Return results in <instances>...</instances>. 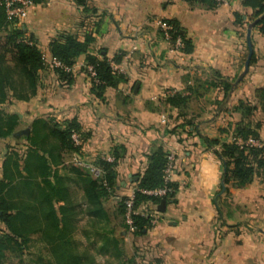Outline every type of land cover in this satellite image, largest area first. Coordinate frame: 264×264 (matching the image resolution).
Segmentation results:
<instances>
[{
  "label": "crops",
  "instance_id": "crops-1",
  "mask_svg": "<svg viewBox=\"0 0 264 264\" xmlns=\"http://www.w3.org/2000/svg\"><path fill=\"white\" fill-rule=\"evenodd\" d=\"M243 1L207 7L183 0H88L87 9L72 0L36 3L18 27L34 38L47 60L50 43L62 33H72L80 41L89 38V54L97 60L107 58L122 81L98 97L86 71L87 56L82 55L68 79L47 65L39 73L35 96L0 105L6 113L19 116L17 131L31 127L30 137L35 122L50 127L75 120L82 140L79 152L66 151L48 136L41 149L50 150L44 155L45 163L31 166L35 176H30L29 184L34 181L35 198L23 195L22 188L12 192L18 182L24 184V176L7 188V201L18 207H44L40 202L49 191L47 180L56 194L52 201L66 206L73 219L76 213L79 218L80 208L86 211L89 204L87 181L95 178L74 159L96 165L99 159L114 160L116 152L121 156L115 169L116 191L101 201L114 225L118 224L122 221L118 203L137 187L148 156L161 148L173 160L175 192L165 201L164 212L157 207L160 215L146 235L135 237L125 230L110 234L120 242L125 261L264 264V172L259 170L242 187L225 184V167L217 155L222 144L237 140L241 122L259 125L257 141L264 148V114L256 111L246 116L244 112L246 106L256 105L257 90L264 88V36L253 28V60L243 74L249 26H237L235 14L250 24L252 13ZM171 20L178 22L191 41V53L177 49L161 30L159 23ZM177 94L184 101L173 105L168 99ZM24 136L0 141V182L17 173L18 155L26 159L29 139ZM60 191L66 192L65 200L59 199ZM67 200L73 204L66 205ZM153 209L154 205L146 203L139 211L152 214ZM83 216L85 230H90L93 221L100 226L106 223V217L101 222Z\"/></svg>",
  "mask_w": 264,
  "mask_h": 264
},
{
  "label": "trees",
  "instance_id": "trees-1",
  "mask_svg": "<svg viewBox=\"0 0 264 264\" xmlns=\"http://www.w3.org/2000/svg\"><path fill=\"white\" fill-rule=\"evenodd\" d=\"M32 1L36 4L41 0ZM72 1L87 9L88 0ZM183 1L207 7L217 6L214 0ZM242 5L252 12L249 16L250 24L244 22V16L236 13V25L242 28L253 25V28H258L264 36V0H244ZM166 23L172 28L170 31L172 42L175 43L177 38H181L183 43L181 52L191 53L193 51L192 43L182 34L178 22L171 20ZM0 34V105L13 101H27L36 95L39 86V73L45 68L43 52L36 45L34 38L26 36L25 31L18 27L17 20L7 18L6 9L1 3ZM90 44L89 38L80 41L75 34L62 33L50 43L49 52L53 58L60 60L67 67H73L80 56H87V65L94 66L100 82L92 85V91L98 97H102V93L107 88H116L121 83L122 76L113 69L112 63L107 58L97 60L90 55ZM55 70L61 77L68 79L69 73L61 69ZM256 99V105L244 108L246 116L256 111L264 114V88L257 90ZM168 100L173 105L184 101L183 97L178 94ZM19 124L20 118L17 114L6 113L4 109L0 108V141L12 137L19 139V136H15L19 132L17 131ZM41 128L46 138L49 136L58 140L62 150L75 152L81 150V145L75 146L71 138L73 131L79 134L81 131L75 120L66 121L62 125L55 123L50 127L48 125L41 126ZM258 129L259 125L253 126L250 123L241 122L236 129V139L259 140ZM209 143L213 145L212 142ZM29 149L37 151L39 147L37 144L34 148L29 145ZM217 155L225 167V184L232 182L235 186L242 187L251 183L259 170L264 172L263 147L240 146L234 141L222 144ZM113 157V162L106 159L97 160L96 166L103 170L104 175L102 178L95 180L89 178L87 181L85 196L89 204L83 215L100 218L101 222L106 217V223H102L103 225L100 226V223L93 221L90 230L84 228V234L89 244L82 251L78 249L77 243L73 240V235L78 230L76 226L79 221L78 214L76 213L73 219L67 208L66 214L55 218L56 214L52 209L51 201L56 194L53 192L54 188L50 181L46 180L49 191L44 193V200L40 202V204L44 203V207L36 204L18 207L5 198V192L13 181L12 178L5 177V180L0 182V224L4 225L3 229L0 228V264H8V262H12V264H96V259L99 256L105 258L106 263L114 260L115 264H136L132 259L125 261L124 250L120 246V242L116 238L110 237V234L115 233V226H113L112 216L107 214L102 206L101 200L111 197L117 187L115 169L121 156L115 152ZM168 157V153L161 148L148 156V165L145 171L138 175L136 181L139 191L135 193V210L146 203H152L158 207L162 201H168L173 196L174 184L171 182L166 184L164 180ZM42 160L44 161V159ZM30 185L32 187V189L29 188L30 194L35 198L34 181ZM166 185L173 188L174 192L164 197L149 196L140 191L155 190ZM124 199L122 198L118 203L117 214L122 217L125 231H128V226L125 223L126 205ZM133 222L136 230L132 234L135 237L146 235L153 227L152 218L148 214L133 215ZM91 234L93 240L90 239ZM38 244L41 245L40 249Z\"/></svg>",
  "mask_w": 264,
  "mask_h": 264
},
{
  "label": "built area",
  "instance_id": "built-area-1",
  "mask_svg": "<svg viewBox=\"0 0 264 264\" xmlns=\"http://www.w3.org/2000/svg\"><path fill=\"white\" fill-rule=\"evenodd\" d=\"M214 1L217 3V6H221L225 4L227 0H214ZM0 3L6 9L7 18L9 20H17L18 22L27 19L29 10L35 5L32 0H0ZM159 26L161 30L164 32L165 36L168 39H171L170 36V31L172 30L171 26L166 23H159ZM175 46L177 49H181L183 47L181 38L176 39ZM43 58H44L45 66L48 65L52 69H61L66 73H70L72 71L73 67L65 66L60 60L53 58L52 56L48 60L45 58L44 55ZM85 67L89 75L90 82L92 84H99L100 82L98 80L94 66L86 65ZM112 67L115 71H117V69L114 68L113 64ZM71 138L75 146H80L82 144L81 136L79 133L73 131ZM235 141L240 146H249V147L260 146L258 141L254 139H249L247 141L237 139ZM168 159L169 161L164 172V180L166 184L171 182V175L173 173V160L170 156L168 157ZM106 160L109 162H113L112 158H107ZM73 162L76 165L87 169L95 179L102 178L104 175L103 170L92 163L82 161L80 158H75ZM104 185H106V183H104ZM136 191H139L137 187L134 188L131 194L128 197H125L124 199V204L126 205L125 223L128 226V231L130 233H134L136 230L133 222V215H136L138 213H141L143 215L147 214L144 212H140L139 209L138 210L134 209V200H135ZM140 191L149 196L164 197L169 193H173L174 189L166 185L162 188H158L155 190H140ZM155 223H156V218L152 219V225H154ZM141 264H145V263H141Z\"/></svg>",
  "mask_w": 264,
  "mask_h": 264
},
{
  "label": "rangeland",
  "instance_id": "rangeland-1",
  "mask_svg": "<svg viewBox=\"0 0 264 264\" xmlns=\"http://www.w3.org/2000/svg\"><path fill=\"white\" fill-rule=\"evenodd\" d=\"M161 23H166V22L162 21ZM170 36L172 37L171 33H170ZM41 123L42 122L33 123V125H34V130L33 131H35V132H33V137L30 138V139H29L30 135L27 137L29 139V145L31 146V148L32 147L34 148L35 144H37L40 150L37 149V151H34L36 149H33V151H31L28 148V150L26 152V159L24 158V155H21V156L18 155V157H17L18 161L15 163L16 169H17L16 170L17 173H15L14 176L9 177V179L12 178L13 180H18L19 181V178H22V177L25 176V178H24L25 181L23 182L24 183L23 185L21 184V182H18L14 187H12L13 188L12 192L19 193V192H21L19 190V188H22L23 189V192H22L23 195L25 194L26 196L27 195H29L30 197L32 196L30 194L31 193L30 190H28L29 188L32 189L31 185L29 184L30 176H35V174L32 173L31 166H32L33 163H41V165L44 164L45 161H43L42 159H44V155L46 153L50 152V150L49 151H46V150H42L41 151L43 142L46 139V135H44V133L42 131V128H41ZM41 154H43V155H41ZM23 170H27V174L24 175ZM88 174H89V172H88ZM89 175H91V174H89ZM28 176H29V178H28ZM16 186H18V188ZM26 188H27L28 191H24V189H26ZM65 193L66 192H64V191H62V192L60 191V193L58 194L59 195L58 197H59L60 200H65L66 197L62 196ZM71 204H73V202L67 200V204L66 205H71ZM150 204H152V203H150ZM78 205L79 206H83V202H79ZM143 205H141L140 208ZM152 205H154V204H152ZM51 206L53 207L52 209H53L54 213L56 214L55 218H58L60 215L63 216L64 214H66L67 207L66 206L65 207H58L57 206V201H55V200L51 201ZM49 207H50V205H49ZM49 210H51V209H49ZM80 212H81V215L79 216L80 219H79L78 223L76 224V226L78 227V230L75 232L73 240L75 241V243H77L78 249L80 251H82V250H85V248L88 246L89 243H88L87 238H86V236L84 234L85 223L82 220L83 217H84L83 216V212H84L83 207L80 208ZM147 214L152 219L157 218L156 216L159 217V215H160L159 211L157 210V206L156 205H154V209L152 210V214H149L148 212H147ZM55 218H54V220H55ZM122 221H120L118 224L116 223L115 225L113 223L114 226H117L116 229H115V231L117 233H119L121 230H125V226L123 225ZM40 248H41V245H39V249ZM130 250L131 249L128 248V251H127L128 254L131 253ZM27 258H28V256H27ZM13 263H15V262H13ZM111 263L115 264V261L112 260V261H109V263H106L105 258L100 257V256L97 257V259H96V264H111ZM8 264H12V262H8Z\"/></svg>",
  "mask_w": 264,
  "mask_h": 264
},
{
  "label": "water",
  "instance_id": "water-1",
  "mask_svg": "<svg viewBox=\"0 0 264 264\" xmlns=\"http://www.w3.org/2000/svg\"><path fill=\"white\" fill-rule=\"evenodd\" d=\"M252 30H253V25H249V27L247 29L248 56H247V60L245 62V68H244L243 74H246L249 71V67H250L252 57L254 54L253 45H252ZM30 131H31V127H27L26 129L21 130L18 133H16L15 136L25 135L28 137L30 134ZM158 210L160 212L165 211V201L161 202V204L158 206Z\"/></svg>",
  "mask_w": 264,
  "mask_h": 264
}]
</instances>
